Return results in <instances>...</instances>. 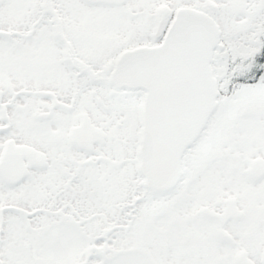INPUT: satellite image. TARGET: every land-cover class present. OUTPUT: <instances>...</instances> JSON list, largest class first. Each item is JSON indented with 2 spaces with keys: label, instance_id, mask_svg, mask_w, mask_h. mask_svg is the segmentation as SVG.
<instances>
[{
  "label": "snow or ice",
  "instance_id": "obj_1",
  "mask_svg": "<svg viewBox=\"0 0 264 264\" xmlns=\"http://www.w3.org/2000/svg\"><path fill=\"white\" fill-rule=\"evenodd\" d=\"M0 264H264V0H0Z\"/></svg>",
  "mask_w": 264,
  "mask_h": 264
}]
</instances>
